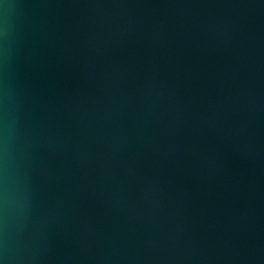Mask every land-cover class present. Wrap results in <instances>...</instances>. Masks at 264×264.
Segmentation results:
<instances>
[{
    "label": "water",
    "instance_id": "water-1",
    "mask_svg": "<svg viewBox=\"0 0 264 264\" xmlns=\"http://www.w3.org/2000/svg\"><path fill=\"white\" fill-rule=\"evenodd\" d=\"M0 264H264V0H0Z\"/></svg>",
    "mask_w": 264,
    "mask_h": 264
}]
</instances>
